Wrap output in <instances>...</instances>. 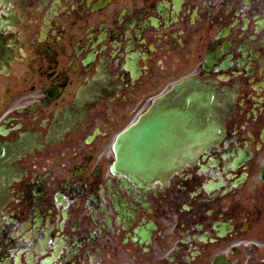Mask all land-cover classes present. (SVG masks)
<instances>
[{
  "label": "flooded vegetation",
  "instance_id": "flooded-vegetation-1",
  "mask_svg": "<svg viewBox=\"0 0 264 264\" xmlns=\"http://www.w3.org/2000/svg\"><path fill=\"white\" fill-rule=\"evenodd\" d=\"M187 80L218 138L151 179L114 167ZM0 143V264H264V0H0Z\"/></svg>",
  "mask_w": 264,
  "mask_h": 264
},
{
  "label": "water",
  "instance_id": "water-1",
  "mask_svg": "<svg viewBox=\"0 0 264 264\" xmlns=\"http://www.w3.org/2000/svg\"><path fill=\"white\" fill-rule=\"evenodd\" d=\"M180 95H188L179 104L180 108L179 105L168 107L155 102L136 124L121 134L115 146L119 170L142 180L151 179L161 170L190 162L204 149L207 141L214 140L212 128L215 124L208 122L201 125L202 122L196 117L197 111L205 109L203 101L210 100V94L205 95L194 87H181L175 98ZM3 150L0 148V155ZM2 170L0 168V175ZM1 185L0 180L2 195Z\"/></svg>",
  "mask_w": 264,
  "mask_h": 264
},
{
  "label": "bare ground",
  "instance_id": "bare-ground-1",
  "mask_svg": "<svg viewBox=\"0 0 264 264\" xmlns=\"http://www.w3.org/2000/svg\"><path fill=\"white\" fill-rule=\"evenodd\" d=\"M4 171H8V168H5V170Z\"/></svg>",
  "mask_w": 264,
  "mask_h": 264
}]
</instances>
